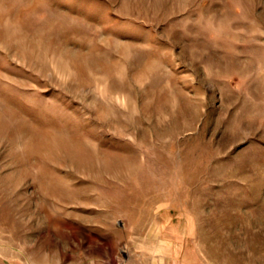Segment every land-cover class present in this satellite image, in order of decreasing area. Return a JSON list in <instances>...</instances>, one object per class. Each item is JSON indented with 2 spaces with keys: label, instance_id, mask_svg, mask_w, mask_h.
<instances>
[{
  "label": "rangeland",
  "instance_id": "rangeland-1",
  "mask_svg": "<svg viewBox=\"0 0 264 264\" xmlns=\"http://www.w3.org/2000/svg\"><path fill=\"white\" fill-rule=\"evenodd\" d=\"M0 264H264V0H0Z\"/></svg>",
  "mask_w": 264,
  "mask_h": 264
},
{
  "label": "bare ground",
  "instance_id": "bare-ground-1",
  "mask_svg": "<svg viewBox=\"0 0 264 264\" xmlns=\"http://www.w3.org/2000/svg\"><path fill=\"white\" fill-rule=\"evenodd\" d=\"M70 155L74 156L75 161H77V163H79V164H82V165L86 164V163L89 164V159L90 158L87 159L82 153L72 152V153H70Z\"/></svg>",
  "mask_w": 264,
  "mask_h": 264
}]
</instances>
